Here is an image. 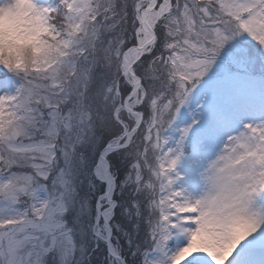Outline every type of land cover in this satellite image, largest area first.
<instances>
[{"label": "snow or ice", "instance_id": "6c2138e0", "mask_svg": "<svg viewBox=\"0 0 264 264\" xmlns=\"http://www.w3.org/2000/svg\"><path fill=\"white\" fill-rule=\"evenodd\" d=\"M97 137L126 264H264V0H0V264H84L64 161Z\"/></svg>", "mask_w": 264, "mask_h": 264}, {"label": "rangeland", "instance_id": "374dc122", "mask_svg": "<svg viewBox=\"0 0 264 264\" xmlns=\"http://www.w3.org/2000/svg\"><path fill=\"white\" fill-rule=\"evenodd\" d=\"M96 141V146H91V155H89V159H91V161H87V152L85 154L86 161L82 162L83 160L81 158L80 163L78 164L77 162L80 158L78 156L81 154L78 148L75 150V152L70 153L64 161V175L66 179L75 180V178L79 176V180H82L83 178L86 182L85 189L87 195L83 196L81 200L78 199L76 201L77 214L80 217L81 223L78 233L74 236L76 250L78 255L84 260V264H88V251L91 249L90 247H94L96 242L98 243L97 248L95 247V250L89 254L93 264H96V262L101 264L102 257H107L105 249L103 248L102 244L98 242L105 237L107 227H104L105 224L101 218L100 220H97L96 223H94V220L96 219L94 217L96 216L94 211V202L96 201L98 194L104 190V186L103 189H100V186L98 185L99 182L96 180L98 178L95 176L93 179V176L95 175V169L98 168L97 164L99 162L97 153H99L100 149L102 148L101 139L97 137ZM109 154L113 155L108 159L109 162H111L110 164L113 168L110 174L114 181L113 188L115 191H113L111 196H115L118 202L116 205V203L113 204L112 201L109 202L105 198H102L100 199V206L105 212L109 207L108 205L110 203L113 204V212L109 215V222L114 231L113 236H111L114 242L113 247L115 251L121 255V257H128L130 261H133L140 252L144 227L138 219V210L133 208V202L135 201V190L130 179L131 162L128 154H125L124 156H120L115 153ZM118 160H120L119 163ZM94 161V165H96L92 169L91 165L89 164L93 163ZM113 161H115V163ZM113 164L115 167H113ZM75 166L77 168L71 172L70 170ZM91 171L94 173V175H92ZM87 185L90 186V190H88ZM114 185H116V187ZM109 259H104L106 264H109V262L110 264H122L120 260L114 261L112 258L110 260Z\"/></svg>", "mask_w": 264, "mask_h": 264}, {"label": "trees", "instance_id": "16d2710c", "mask_svg": "<svg viewBox=\"0 0 264 264\" xmlns=\"http://www.w3.org/2000/svg\"><path fill=\"white\" fill-rule=\"evenodd\" d=\"M95 143H97V141H95V142H93V143H91L90 145H88L87 147H84V148H79L78 147V150L80 151V153L81 154H79V153H77V154H79V156L78 157H80L79 158V161L77 162L78 164L80 163V160H81V158H82V162H84V161H86V158H85V156L87 155V161H91V159H89V155H91V146H93V147H95L96 146V144ZM88 152V153H87ZM87 153V154H86ZM86 154V155H85ZM114 163H115V161H113ZM77 166V165H76ZM74 167L73 169H71L70 171H73L74 169H76L77 167ZM79 175V174H78ZM77 175V176H78ZM67 181H68V183L71 185V187H73L74 188V190H72L73 191V193H74V198H75V207H76V205H77V200L78 199H82L83 198V195H84V193H85V187H86V182H85V179H83L82 178V180H79V176L78 177H76L75 178V180L74 179H72V181H71V179H67ZM100 259V258H99ZM105 258L104 257H102V263L101 264H106V262H105V260H104ZM129 262H131V261H129ZM100 264V263H99Z\"/></svg>", "mask_w": 264, "mask_h": 264}, {"label": "bare ground", "instance_id": "6f19581e", "mask_svg": "<svg viewBox=\"0 0 264 264\" xmlns=\"http://www.w3.org/2000/svg\"><path fill=\"white\" fill-rule=\"evenodd\" d=\"M102 162V161H101ZM102 167H103V163L102 164H100L99 165V167L96 169V175L98 176V177H101L102 175V172H103V170H102ZM103 214V213H102Z\"/></svg>", "mask_w": 264, "mask_h": 264}]
</instances>
